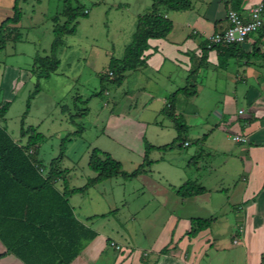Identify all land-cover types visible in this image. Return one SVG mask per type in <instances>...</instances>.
Returning a JSON list of instances; mask_svg holds the SVG:
<instances>
[{
    "label": "rangeland",
    "instance_id": "obj_1",
    "mask_svg": "<svg viewBox=\"0 0 264 264\" xmlns=\"http://www.w3.org/2000/svg\"><path fill=\"white\" fill-rule=\"evenodd\" d=\"M14 1L0 0V24L6 18L12 17ZM64 1H21L19 41L9 42L6 48L0 51V102H11L5 121L1 125L6 128L11 138L20 144H25L27 139L20 135L22 127L24 129L33 127L42 133L44 143L40 145L37 158L47 167L52 160L59 157L62 141L69 139L65 142L64 157L58 166L67 169L66 178L70 187H83L96 176L88 166L93 149L108 153L121 162L123 172L130 174L143 163L146 144L164 146L172 143L178 134L171 120L162 117L159 113L170 97L163 101V105L162 99L151 101V107L141 114L140 111L130 110L131 95L136 96V90L142 89L147 82L142 72L126 73L120 86L112 85L107 81L106 90L99 94L102 90L101 76L110 79V59L123 58L124 50L131 43L135 33L137 18L150 10L151 0H78L77 2L72 0L73 6L79 3L89 13L87 17L77 18L75 35L63 37V44L57 53L60 61L57 71L48 78L37 79L33 74L35 58L50 54L54 40L53 18L63 12ZM64 21L65 18L61 17L59 24L62 25ZM261 63V82L255 86L264 99V58L261 59ZM242 71L243 68L239 70L240 75ZM213 74L214 71L206 74V82L209 85L215 83L211 78ZM195 76L196 73H193L192 82ZM236 77L233 76V81L237 80ZM173 81L176 83L175 79ZM218 81H221L218 83L219 87L226 85L223 79ZM37 84L40 86V91L32 96ZM233 90L234 88L231 89ZM31 96L33 98L29 113L23 118ZM219 100L223 101L219 92L213 94L208 89L199 95L195 104L204 111H211L210 122L219 124L220 120L222 121L220 117L217 118L222 107L221 104L217 105ZM240 107L249 108L247 101L242 97L239 100L238 108ZM130 120L149 122L146 135L139 137L137 131L130 127ZM153 122L158 124L155 125ZM201 128L199 126L188 129L185 134H180L181 139L187 138L191 141L189 147L151 150L148 158L152 161V165L146 167L147 173L144 176L134 178L132 181L122 177L110 178L88 188L83 194L73 195L71 204L75 207L78 219L86 226L111 227L119 224L127 231L134 227L145 232L150 224L153 241L157 238L156 244H158L164 231L163 224L172 211L180 215L182 212L198 210L197 206L190 204L181 210L168 205L173 201L170 199H175L173 188L177 189L187 181L195 182L197 174H202L206 163L221 165L224 159L223 154L217 155L197 143V138H201L203 134ZM78 130L81 132L77 134ZM220 131L217 135L220 140H224L227 150L233 148L247 152V143H236L225 135L228 133L232 136H240L238 132L228 127ZM116 133L124 137L121 139ZM196 152H198L197 156L193 157ZM215 157L218 159L213 161ZM242 174L241 178H245L244 173ZM216 180L217 177L211 178L207 186H213ZM230 180L225 181L226 185ZM213 196L216 204L221 203L219 194ZM233 211L230 209L224 214V225L219 222L212 228L213 233L226 231L225 233L233 234L238 229L235 225L236 214L234 215ZM103 214L108 216L88 220L90 217ZM205 246L203 243V249L195 258L187 260L182 258V264L183 261H186V264H243L241 258H238L240 248L233 245L230 237L214 244L215 249L220 250L218 254H209L207 257L204 252ZM144 249L155 248H150L149 243L142 238L135 250L130 249L132 251L130 258H136L143 263L140 255ZM223 249H226L225 252ZM151 258L156 260L153 255ZM171 262L172 259L162 258L159 264Z\"/></svg>",
    "mask_w": 264,
    "mask_h": 264
},
{
    "label": "crops",
    "instance_id": "obj_2",
    "mask_svg": "<svg viewBox=\"0 0 264 264\" xmlns=\"http://www.w3.org/2000/svg\"><path fill=\"white\" fill-rule=\"evenodd\" d=\"M263 1L242 0L240 13L247 16L254 6ZM229 6L230 4H227L225 0H193L190 10L168 13L166 17L173 22V31L166 39L149 41L150 47L144 54L146 67L136 70L145 75L147 84L145 83L142 89L136 90V96L131 95L130 97V110L140 111L141 114L151 107L150 102L153 100L156 102L158 99H162L161 104L163 105L167 98H171L178 90L187 86V78L190 76L191 81L192 72L196 73L194 83L191 81L196 90L195 96L179 93L173 104L174 113L185 121L188 129L201 126L203 134L201 138H197L198 144L217 155L223 154L224 159L221 165L213 162L206 163L202 174H197L194 181L207 189L205 194L181 199L175 194L176 188H173L175 199H170L173 201L168 205L181 210L190 204V206H197L198 210L182 212L180 215L172 211L163 224L164 231L159 238V243L156 244L157 238L153 241L152 225L150 224L145 232L134 227L127 231L119 224L111 227L86 226L78 219L75 207L71 204V196L69 200L77 220L85 226L84 228H89L94 232L93 235H90L88 243L83 242L86 244L71 264H159L162 258L172 259L173 262L170 264H182V258L184 260L195 258L203 249V243L206 245L204 252L207 257L209 254H218L220 250L215 249L214 244L223 242L227 237L231 238L233 245L240 248L238 258H241L243 264H261L264 260V99L261 98V93L255 86L261 82V59L264 58L262 32L252 34L243 44L237 46L232 51L235 55L227 60L226 66L219 65L217 49L208 50L206 62L201 64L203 49L208 48L205 46L207 38L227 27L226 13ZM241 68L243 71L240 75ZM213 71L215 74L211 78L215 83L209 85L206 82L207 75ZM233 76H238L237 80L233 81ZM174 79L176 83L173 81ZM218 79H223L226 85L219 87L218 83L221 81ZM233 88L234 90L231 91ZM208 89L213 94L219 92L223 99V101H217V105H222L217 115V118L222 119L219 124L210 122L211 111H204L195 104L199 95ZM241 97L247 101L248 109L238 108ZM167 101L169 100L167 99ZM166 105L167 103H165ZM164 107L162 106L159 113L166 118L163 114ZM129 122L130 127L137 131L139 137L146 135L149 122L137 120ZM153 124L157 125L158 123L153 122ZM225 127L247 138L246 153L242 149L231 148V151V149L225 148L226 143L223 139L220 140L217 135V132L220 130L222 132ZM116 134L121 139L124 137L122 134ZM225 135L232 140V135L228 133ZM143 140L145 139L143 138ZM190 145L191 141L186 138L184 147ZM198 152L193 157L197 156ZM216 159L218 157H215L213 161ZM242 173L245 178H241ZM144 175L142 174L140 177ZM213 177H217L216 183L208 187L207 183H210ZM227 179H231V182L229 181V184L226 185ZM59 184L60 182L56 185ZM58 189L61 190L62 187L58 186ZM215 194H219L221 203L214 202L213 195ZM230 209L234 210V215L236 214L235 225L238 229L233 234L225 233L226 231L213 233L212 228L219 222L222 226L224 225V214ZM106 216L108 215L106 214ZM106 216L95 218L93 216L88 220ZM193 218H214L215 220L210 228L189 238L187 234L190 231ZM203 235L204 237H202ZM142 238L149 243L150 248H155L154 250H142L140 260L143 263L136 258H130L132 251L138 247ZM111 243L121 247V250L111 247ZM124 248H127L128 255ZM225 250L223 249L224 252ZM152 255L156 260H152ZM0 264L24 263L16 256L6 254V248L0 241ZM183 264H186V261H183Z\"/></svg>",
    "mask_w": 264,
    "mask_h": 264
},
{
    "label": "trees",
    "instance_id": "obj_3",
    "mask_svg": "<svg viewBox=\"0 0 264 264\" xmlns=\"http://www.w3.org/2000/svg\"><path fill=\"white\" fill-rule=\"evenodd\" d=\"M21 1L23 0L14 1L12 17L6 18L0 24V51H3L9 42L19 41ZM151 1L150 10L137 18L135 33L131 43L124 50L123 58L110 59V79L101 76L102 90L99 94L106 90L107 81L112 85L120 86L126 73L146 67L144 54L150 47L149 41L166 39L173 31V22L166 15L171 12L188 11L193 4V0ZM241 3L242 0H231V8L240 13ZM88 13L79 3L73 6L72 0L64 1L63 12L53 18L54 40L50 54L35 58L33 74L38 80L48 78L57 71L60 66L57 53L63 44V37L75 35L77 18L87 17ZM61 17L65 18L62 25L59 24ZM205 43L207 47V42ZM237 46L239 45L204 48L201 64H205L208 50L217 49L219 65L224 67L227 60L235 55L232 51ZM39 91L40 86L37 84L32 96ZM179 93L195 96L196 90L190 81V76L187 78V86L172 95L163 109V114L173 122L178 134L172 143L160 147L146 144L143 163L130 174L122 171L121 162L95 148L90 153L88 166L96 176L83 187H70L66 178L67 169L58 166L64 157L65 142L69 139L62 141L59 157L52 160L48 167L45 166L37 158L40 145L44 143V135L33 127L26 129L22 127L20 135L27 138L25 144L14 141L6 128L1 125L5 121L11 102H0V241L6 248V254L16 256L24 264H71L94 232L84 228L85 226L77 220L69 198L83 194L88 188L110 178L122 177L132 181L147 173L146 167L152 165V161L148 158L151 150L183 148L186 138L181 139L180 134H185L188 128L185 121L175 115L173 106ZM32 96L27 102V110L23 118L29 113ZM78 132L81 131L78 130L76 133ZM58 182H60L58 186L62 187L61 190L56 185ZM206 192V188L192 181L183 183L175 190V194L181 198H193ZM104 216L106 214L99 217ZM95 217L97 216L93 218ZM214 220V218L191 219V228L187 236L195 237L201 231L210 228ZM84 241L86 243H83ZM261 264H264V260Z\"/></svg>",
    "mask_w": 264,
    "mask_h": 264
},
{
    "label": "built area",
    "instance_id": "obj_4",
    "mask_svg": "<svg viewBox=\"0 0 264 264\" xmlns=\"http://www.w3.org/2000/svg\"><path fill=\"white\" fill-rule=\"evenodd\" d=\"M225 1L230 4L226 13L227 27L207 38L208 48L241 45L252 34L264 31V1L254 6L247 16L233 10L231 0ZM232 140L236 143H247V138L244 136H233ZM186 145L188 144L186 143ZM110 246L116 250H121V247L115 243H111Z\"/></svg>",
    "mask_w": 264,
    "mask_h": 264
}]
</instances>
